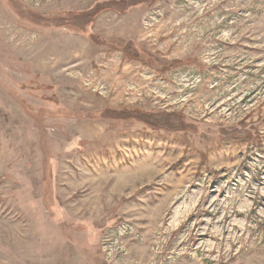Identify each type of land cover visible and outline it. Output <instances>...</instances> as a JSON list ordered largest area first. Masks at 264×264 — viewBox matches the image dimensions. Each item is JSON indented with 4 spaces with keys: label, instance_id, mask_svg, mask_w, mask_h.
<instances>
[{
    "label": "rangeland",
    "instance_id": "rangeland-1",
    "mask_svg": "<svg viewBox=\"0 0 264 264\" xmlns=\"http://www.w3.org/2000/svg\"><path fill=\"white\" fill-rule=\"evenodd\" d=\"M0 264H264V0H0Z\"/></svg>",
    "mask_w": 264,
    "mask_h": 264
},
{
    "label": "trees",
    "instance_id": "trees-1",
    "mask_svg": "<svg viewBox=\"0 0 264 264\" xmlns=\"http://www.w3.org/2000/svg\"><path fill=\"white\" fill-rule=\"evenodd\" d=\"M86 14H87L88 17H89L90 13H86ZM158 116H160V114L155 115L153 118L155 119V118H157ZM163 118H164V119H161V121H156V119H155V120L152 119V120L155 121V122H156L155 125H156L157 127H160V128H165V129H173V128H175V129H181V128H183V127H186V126H175V125L170 121V119H169L168 117L164 116ZM187 127H189V126H187Z\"/></svg>",
    "mask_w": 264,
    "mask_h": 264
}]
</instances>
